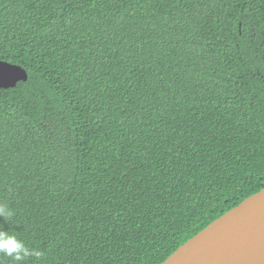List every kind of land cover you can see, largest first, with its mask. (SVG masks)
Segmentation results:
<instances>
[{
	"label": "trees",
	"instance_id": "16d2710c",
	"mask_svg": "<svg viewBox=\"0 0 264 264\" xmlns=\"http://www.w3.org/2000/svg\"><path fill=\"white\" fill-rule=\"evenodd\" d=\"M0 61L23 264H161L264 189V0H0Z\"/></svg>",
	"mask_w": 264,
	"mask_h": 264
},
{
	"label": "water",
	"instance_id": "95a60500",
	"mask_svg": "<svg viewBox=\"0 0 264 264\" xmlns=\"http://www.w3.org/2000/svg\"><path fill=\"white\" fill-rule=\"evenodd\" d=\"M26 81L24 70L0 61V89ZM161 264H264V189L212 222Z\"/></svg>",
	"mask_w": 264,
	"mask_h": 264
},
{
	"label": "clouds",
	"instance_id": "9594fccd",
	"mask_svg": "<svg viewBox=\"0 0 264 264\" xmlns=\"http://www.w3.org/2000/svg\"><path fill=\"white\" fill-rule=\"evenodd\" d=\"M12 216V210L6 204L0 203V217L7 222ZM0 254L13 259L16 264H23L29 257H34L39 261L44 255L41 250L29 248L17 235L4 230L3 225H0Z\"/></svg>",
	"mask_w": 264,
	"mask_h": 264
}]
</instances>
